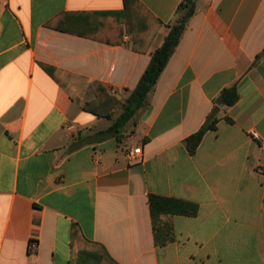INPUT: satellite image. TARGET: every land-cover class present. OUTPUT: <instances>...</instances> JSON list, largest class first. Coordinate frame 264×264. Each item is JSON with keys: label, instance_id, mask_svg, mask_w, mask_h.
<instances>
[{"label": "crops", "instance_id": "crops-1", "mask_svg": "<svg viewBox=\"0 0 264 264\" xmlns=\"http://www.w3.org/2000/svg\"><path fill=\"white\" fill-rule=\"evenodd\" d=\"M183 1L0 0V264H77L101 248L114 264H264V142L251 136L264 141V0H193L146 104L119 140L97 136ZM94 82L120 100L111 117L83 108ZM232 86L239 100L218 104ZM150 193L198 206L161 216L164 244Z\"/></svg>", "mask_w": 264, "mask_h": 264}, {"label": "trees", "instance_id": "trees-1", "mask_svg": "<svg viewBox=\"0 0 264 264\" xmlns=\"http://www.w3.org/2000/svg\"><path fill=\"white\" fill-rule=\"evenodd\" d=\"M194 12L195 3L193 0H185L179 5L175 21L170 25V30L165 37L164 42L152 53L149 65L140 78L136 88L131 91L125 99L122 111L116 120L107 129L97 133L99 138L114 136L118 140L120 139L119 135L124 126L148 101L150 92L154 89L162 72L167 66L184 30L186 29L187 22ZM92 86L96 93V98L85 102L83 108L99 116L111 117L112 109L120 103V100L115 95L110 94L102 83L94 82L92 83ZM239 97L236 86H232L225 88L216 99V102L223 106H232L239 100ZM217 120L215 112H212L201 129L186 139L187 148L190 154L196 152L204 134L208 130H214L216 128ZM148 202L153 222L154 237L157 244H164L172 239L168 225H161L162 215L178 214L194 216L198 211V206L195 203L182 199L160 196L153 193L148 195ZM101 251L102 254L88 250L80 251L77 264H91L92 260L97 262L95 264H101L104 262V259H107L110 264H114L111 257L103 248H101Z\"/></svg>", "mask_w": 264, "mask_h": 264}, {"label": "built area", "instance_id": "built-area-1", "mask_svg": "<svg viewBox=\"0 0 264 264\" xmlns=\"http://www.w3.org/2000/svg\"><path fill=\"white\" fill-rule=\"evenodd\" d=\"M251 136H252V138L257 140L259 143L264 142L262 137L256 131H252ZM142 154H143V151H142L141 146L128 147L126 150V156H127L128 160H130V161H135V160L141 159ZM37 247H38V241L35 238L30 239L29 244H28L29 251L31 253H33L36 251Z\"/></svg>", "mask_w": 264, "mask_h": 264}, {"label": "rangeland", "instance_id": "rangeland-1", "mask_svg": "<svg viewBox=\"0 0 264 264\" xmlns=\"http://www.w3.org/2000/svg\"><path fill=\"white\" fill-rule=\"evenodd\" d=\"M120 113H121V111H120ZM117 114H119V113H117Z\"/></svg>", "mask_w": 264, "mask_h": 264}]
</instances>
